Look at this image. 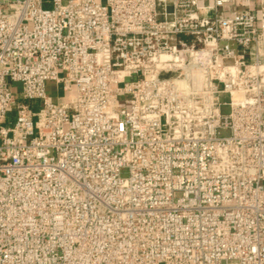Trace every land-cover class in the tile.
I'll return each mask as SVG.
<instances>
[{
    "label": "built area",
    "instance_id": "obj_1",
    "mask_svg": "<svg viewBox=\"0 0 264 264\" xmlns=\"http://www.w3.org/2000/svg\"><path fill=\"white\" fill-rule=\"evenodd\" d=\"M0 264H264V0H0Z\"/></svg>",
    "mask_w": 264,
    "mask_h": 264
},
{
    "label": "rangeland",
    "instance_id": "obj_2",
    "mask_svg": "<svg viewBox=\"0 0 264 264\" xmlns=\"http://www.w3.org/2000/svg\"><path fill=\"white\" fill-rule=\"evenodd\" d=\"M103 1L105 2V0H103ZM13 86L15 88L16 94H18V91H21V84L18 83V82H15V83H13ZM47 92L53 98L54 101H57V99L59 97H64L65 96V93L62 91V89L58 90V87L56 86V83L53 82V81H48L47 82ZM225 111H227V110H225ZM14 120H15V113H11L9 115L8 121L11 123ZM10 123H7V124H10Z\"/></svg>",
    "mask_w": 264,
    "mask_h": 264
}]
</instances>
